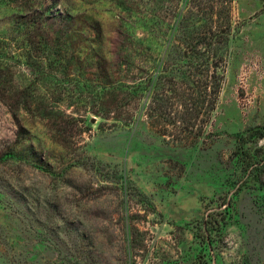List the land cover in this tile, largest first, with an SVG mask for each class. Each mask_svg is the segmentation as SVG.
<instances>
[{"label": "rangeland", "instance_id": "1", "mask_svg": "<svg viewBox=\"0 0 264 264\" xmlns=\"http://www.w3.org/2000/svg\"><path fill=\"white\" fill-rule=\"evenodd\" d=\"M222 1L46 0L65 20L62 73L0 40V264H264V0H233L218 20ZM21 2L0 0V38L14 40ZM228 19L221 89L197 139L171 125L176 104L142 115L144 96L113 120L104 69L145 83L158 61L183 64L188 36ZM14 91L29 103L1 99Z\"/></svg>", "mask_w": 264, "mask_h": 264}, {"label": "trees", "instance_id": "2", "mask_svg": "<svg viewBox=\"0 0 264 264\" xmlns=\"http://www.w3.org/2000/svg\"><path fill=\"white\" fill-rule=\"evenodd\" d=\"M22 0L23 10L14 17L11 22L13 30L16 32L14 40L10 38H0L2 41H15L16 48L21 54L17 57L23 60L26 65H34L40 61L41 64L50 62L58 67L59 73L68 70L69 55L66 41L60 36L58 25L65 21L59 15L47 16L41 9L46 0ZM233 0H224L219 5L212 7L216 9L214 13L219 20V14L226 10L227 14L231 12ZM39 5V9H35ZM216 7V8H215ZM229 18V15H228ZM215 24L214 31L212 26L208 27V32L198 31L188 37L197 41L195 45L183 48H176V52L183 64L170 65L171 68H165L162 60L158 61L153 68L152 73L145 83L134 86L132 84H122L113 81V75L108 69H104L101 78L100 97L103 100L110 98L114 111L113 120L122 122V111L127 113L131 101L139 96L147 97V105L144 108L148 118H163L168 109L180 107L183 118L171 125L177 127L178 133L185 139H197L204 127L207 116L214 110L218 95L221 89L222 79L225 69V49L231 37V23L228 19L225 24ZM186 31V30H185ZM210 31V32H209ZM207 32V33H206ZM214 39V42H210ZM162 54L160 53V56ZM164 64V62H163ZM169 65V63H167ZM173 66V67H172ZM0 66V72L4 71ZM180 74L182 79L178 78ZM13 81H8L10 83ZM4 82L2 83L3 86ZM5 102L16 104L22 103L25 99L26 105L29 103V97L23 96L21 92L14 91L9 96L3 95L1 98ZM146 102L142 105L145 106ZM113 113V112H111ZM157 120V122H158ZM200 124V126L198 125ZM179 125V124H178ZM167 126H162L158 134L169 136ZM198 131L195 132V128ZM259 137H264V127L255 129Z\"/></svg>", "mask_w": 264, "mask_h": 264}]
</instances>
